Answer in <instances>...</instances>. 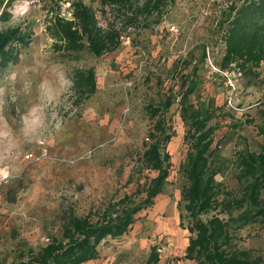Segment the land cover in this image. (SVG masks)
I'll list each match as a JSON object with an SVG mask.
<instances>
[{
    "label": "rangeland",
    "instance_id": "rangeland-1",
    "mask_svg": "<svg viewBox=\"0 0 264 264\" xmlns=\"http://www.w3.org/2000/svg\"><path fill=\"white\" fill-rule=\"evenodd\" d=\"M83 1L104 25L108 15L99 14L97 0ZM238 1L170 0L160 17L147 20L148 28H126L114 51L99 57L81 52L76 59L51 49L40 1L13 2L3 26L30 23L33 33L17 62L0 68V169L5 170L0 176V259L8 262L19 251L59 237L67 215H84L145 185L154 173L147 178L134 166L147 130L163 117L172 135L165 146L170 166L162 193L134 215L121 236L104 238L98 257L84 264H143L152 246L157 264L193 263L178 259L188 236L179 226L177 207L183 184L178 167L186 152L178 100L187 80L196 81L189 100L195 106L204 101L212 115L211 155L219 169L220 197L239 194L240 156L257 153L262 142L264 63L249 73L230 66L223 75L198 60L204 49L218 67L223 43L217 22L222 10ZM66 6L61 12L68 16ZM156 18L160 21L154 23ZM169 24L175 32L167 30ZM177 55L186 56L179 70L173 62ZM189 56L197 63L189 65ZM75 67H92L95 75L94 93L80 103L69 77ZM167 98L170 104L163 108ZM155 107L158 114L152 117ZM239 235L238 246L251 249L264 264V220Z\"/></svg>",
    "mask_w": 264,
    "mask_h": 264
},
{
    "label": "trees",
    "instance_id": "trees-1",
    "mask_svg": "<svg viewBox=\"0 0 264 264\" xmlns=\"http://www.w3.org/2000/svg\"><path fill=\"white\" fill-rule=\"evenodd\" d=\"M14 1L0 0V68L17 62L20 51L30 43L33 33L30 23L3 26L10 19L9 8ZM37 1L41 2L44 11L43 29L51 39V49L61 57L76 59L81 52L99 57L114 51L126 28H148L147 20L160 17L170 0H97L99 14L108 15L103 17L104 25L99 23L96 9L83 0ZM63 4H67L68 16L61 12ZM159 21L154 19V23ZM217 28L223 43L218 64L221 70L233 66L249 73L264 63V0L229 3L222 10ZM204 57L202 49L198 60L203 62ZM184 59L186 56L175 57L173 62L178 70L185 67ZM188 62L192 66L197 59L190 57ZM194 68L191 67L192 73ZM69 77L77 103L94 93L92 67H75ZM195 85V79L187 80L178 100V117L185 126L182 139L186 143V152L178 167L183 184L177 207L179 226L188 232L187 243L178 259L183 258L192 264H260L261 257L253 255L249 248L239 247L238 242L242 239L239 235L242 228L264 220V197L261 195L264 186V127L260 131L259 151L240 156L242 183L239 194L224 193L220 197V184L215 179L219 169L211 155L215 126L208 124L212 115L206 103L199 101L195 106L189 100ZM169 104L167 98L163 108ZM157 114L158 109L152 108L150 115ZM171 135L166 131L163 117L157 118L147 130V141L142 142V151L134 166L147 178L148 172L154 173L145 185L84 215H67L60 226L59 237H50L35 250L19 251L8 262L0 259V264H84L96 259L99 243L106 237L121 236L134 221V215L152 205L154 197L162 193L170 166L165 146ZM131 173L127 180L132 177ZM139 193L143 195L137 200L135 197ZM158 259L156 248L152 246L143 264H157Z\"/></svg>",
    "mask_w": 264,
    "mask_h": 264
},
{
    "label": "built area",
    "instance_id": "built-area-1",
    "mask_svg": "<svg viewBox=\"0 0 264 264\" xmlns=\"http://www.w3.org/2000/svg\"><path fill=\"white\" fill-rule=\"evenodd\" d=\"M167 30L169 31V32H175L176 31V27L173 25V24H169L168 25V27H167ZM122 35H120L119 36V39H122ZM206 55V54H205ZM164 57H165V55H163ZM163 60V57L160 59V61H162ZM192 62H194V61H192ZM204 62L206 63V65H207V67H208V69H209V71L211 72V71H214V72H218V73H221V74H223L224 75V70H221L220 68H218V67H216L213 63H212V61L209 59V57L208 56H205L204 57Z\"/></svg>",
    "mask_w": 264,
    "mask_h": 264
},
{
    "label": "clouds",
    "instance_id": "clouds-1",
    "mask_svg": "<svg viewBox=\"0 0 264 264\" xmlns=\"http://www.w3.org/2000/svg\"><path fill=\"white\" fill-rule=\"evenodd\" d=\"M33 123L38 124L39 123V118L35 117L33 120ZM5 174V170L4 169H0V176H3Z\"/></svg>",
    "mask_w": 264,
    "mask_h": 264
}]
</instances>
